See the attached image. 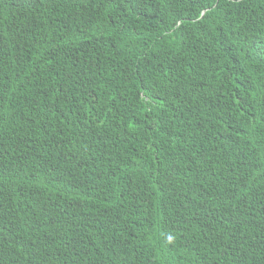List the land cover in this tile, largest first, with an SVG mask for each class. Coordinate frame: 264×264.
Wrapping results in <instances>:
<instances>
[{
  "label": "trees",
  "instance_id": "16d2710c",
  "mask_svg": "<svg viewBox=\"0 0 264 264\" xmlns=\"http://www.w3.org/2000/svg\"><path fill=\"white\" fill-rule=\"evenodd\" d=\"M0 264H264V0H0Z\"/></svg>",
  "mask_w": 264,
  "mask_h": 264
}]
</instances>
